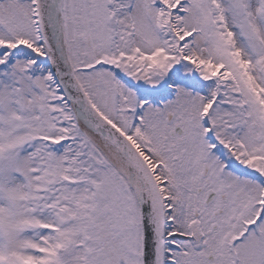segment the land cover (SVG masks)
Instances as JSON below:
<instances>
[{"label": "snow or ice", "instance_id": "6c2138e0", "mask_svg": "<svg viewBox=\"0 0 264 264\" xmlns=\"http://www.w3.org/2000/svg\"><path fill=\"white\" fill-rule=\"evenodd\" d=\"M0 264H264V0H0Z\"/></svg>", "mask_w": 264, "mask_h": 264}]
</instances>
